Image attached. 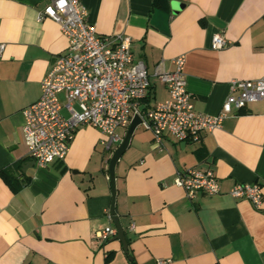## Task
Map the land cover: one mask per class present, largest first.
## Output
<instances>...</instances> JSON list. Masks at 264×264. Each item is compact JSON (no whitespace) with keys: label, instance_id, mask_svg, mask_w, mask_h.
<instances>
[{"label":"crops","instance_id":"crops-1","mask_svg":"<svg viewBox=\"0 0 264 264\" xmlns=\"http://www.w3.org/2000/svg\"><path fill=\"white\" fill-rule=\"evenodd\" d=\"M50 1L0 0V171L24 163L30 178L14 193L0 176V264H131L116 237L101 238L115 227L108 218L112 156L100 151L102 134L81 128L66 159L46 167L29 157L22 111L39 100L53 61L68 48L56 22L39 20ZM80 1L100 36L131 38L150 76L146 108L168 98L155 71H173L180 55L187 90L204 115L221 112L232 81L264 78V0ZM216 34L229 45L212 49ZM138 127L115 169L116 215L135 264H264V202L256 209L228 194L235 184L254 183L264 194V103L228 116L199 142L167 136L159 147ZM191 168L212 170L223 193L187 198L174 178Z\"/></svg>","mask_w":264,"mask_h":264},{"label":"built area","instance_id":"built-area-1","mask_svg":"<svg viewBox=\"0 0 264 264\" xmlns=\"http://www.w3.org/2000/svg\"><path fill=\"white\" fill-rule=\"evenodd\" d=\"M88 17L80 0H51L39 12V20L49 18L56 22L68 40L66 53L55 58L41 83L39 100L22 111L29 157L39 166L64 161L74 135L83 127L102 134L100 145L108 153L117 149L123 140L120 131L128 130L135 116H139V126L152 134L159 147L167 136L179 142H199L205 132L221 128L228 116L251 103H264V78L235 80L217 116L198 112L187 90L186 57L180 55L172 60L173 71H155L168 98L146 108L143 101L150 91V76L145 64L135 59L131 38L122 34L100 36ZM228 45L222 35L213 36L212 49L221 50ZM4 48L0 43V56ZM174 185L190 200L199 194L213 197L223 193L220 180L209 169L178 172ZM228 194L251 202L256 209H261L264 202L258 183L235 184ZM108 218L112 220L110 212ZM117 233L110 226L101 238L116 237ZM166 263L168 260L157 261Z\"/></svg>","mask_w":264,"mask_h":264},{"label":"water","instance_id":"water-1","mask_svg":"<svg viewBox=\"0 0 264 264\" xmlns=\"http://www.w3.org/2000/svg\"><path fill=\"white\" fill-rule=\"evenodd\" d=\"M174 6L175 8H177V10L181 9L182 7L180 4H177V3H175ZM140 123H141V119L139 118V116H135L127 130L124 140L122 141L120 146L114 151L110 159L109 166H108L109 179H110L111 189H112V205H111L110 214L112 216V220L115 225V228L117 229V232H118L116 239L119 240L123 244L125 251H127L128 249V244H127V240L125 237V231L119 222V218L116 215V210H115V201H116V195H117L116 182H115V179H116L115 169H116V165L118 161L120 160V158L123 156V154L127 150L130 144L131 138L133 136V133L137 129ZM183 144H185V142H183Z\"/></svg>","mask_w":264,"mask_h":264},{"label":"trees","instance_id":"trees-1","mask_svg":"<svg viewBox=\"0 0 264 264\" xmlns=\"http://www.w3.org/2000/svg\"><path fill=\"white\" fill-rule=\"evenodd\" d=\"M143 102L147 104L150 102L149 94ZM23 167L24 163H16L14 167L0 171L1 178L14 193L20 192L30 182V178L26 177L25 173H23ZM126 253L130 258V263L135 264V261L130 255V251L127 250ZM112 256V254L108 255L106 261L110 262Z\"/></svg>","mask_w":264,"mask_h":264},{"label":"rangeland","instance_id":"rangeland-1","mask_svg":"<svg viewBox=\"0 0 264 264\" xmlns=\"http://www.w3.org/2000/svg\"><path fill=\"white\" fill-rule=\"evenodd\" d=\"M138 128H140V127H138ZM100 151H101V153H102L104 156H106V157L112 156V154H108V152H105L104 149H103V147L100 149ZM110 158H111V157H110ZM108 166H109V165H108ZM107 170H108V167H107Z\"/></svg>","mask_w":264,"mask_h":264}]
</instances>
